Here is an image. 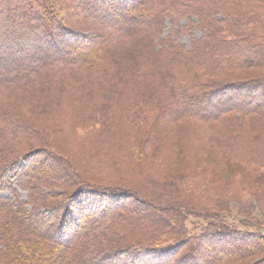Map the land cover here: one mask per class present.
<instances>
[{"label":"trees","instance_id":"1","mask_svg":"<svg viewBox=\"0 0 264 264\" xmlns=\"http://www.w3.org/2000/svg\"><path fill=\"white\" fill-rule=\"evenodd\" d=\"M192 1L189 7L173 0L76 2L80 11L84 10L85 5H95L102 10V16H97L96 21L110 30L108 37L118 36L116 40L133 34L157 37L165 19L176 22L183 16L195 14L197 24L204 29L201 38L194 40L191 49L180 61L176 57H170L173 69L170 75H166L169 81H147L145 85L143 81H108L107 77L111 68L116 67L117 59L109 50L100 48L103 42H108L107 39L100 41L101 38L98 40L96 35L90 34V38L86 40L87 34H79L65 27L62 17L55 16L51 11L37 15V5H27L25 0H0V46H6L5 51L0 47V68L6 66V72L0 75L4 76L0 77V98L5 97L4 101L12 100L31 88L32 92L37 91L35 98L38 95L40 97L36 103H44L49 108L50 115H54L52 120L55 124H48L55 137L53 146L68 157L67 167L70 170L66 173L67 181L59 183L57 194H67L66 198L78 188L93 191L116 190L118 184L114 182L132 184L142 194L152 193L150 197L157 205L156 217L163 218L161 226H168L164 232L175 237L179 250L186 242L193 241L199 245L204 238V232L198 236L186 233L183 221L187 215L220 217L234 206L241 221H250L255 212L264 218V189L253 190L249 184L252 174L264 178V80H231L205 87L201 84L202 81H194L196 76H191L196 69L201 74L250 67L264 69V0ZM89 10L82 12L91 19L95 14ZM96 39V44L89 46ZM78 45L85 46L81 54H73L71 57L59 55L62 46L75 48ZM46 48L60 58L48 57ZM14 50L17 52L16 56ZM169 50L170 47L166 51ZM192 54L193 58L188 56ZM29 58H39L40 62L38 65L27 64L19 71L13 66L15 60L25 62ZM118 69L119 67L116 71H120ZM140 84L145 86L140 88ZM246 87L251 91L247 96V92H244ZM110 88L116 108L114 111L112 109L113 123L107 125L105 119L109 107L102 102ZM250 93H253L252 96H249ZM140 98L143 102L138 101ZM85 101L89 106L88 111L82 108ZM232 101H235L234 104ZM92 103L98 108L91 110ZM21 105L23 106L22 103ZM142 108L148 113L143 114ZM236 113L239 115L235 116ZM182 122L190 123L187 125L188 129H192L189 134L184 132L181 137H177L173 132L169 133L174 130L171 127L177 133L181 132ZM213 123L216 125L205 129L209 131L207 144L217 146L219 139L221 146H229L231 149H228L234 155L244 158V161H236L241 162L245 170L236 172L231 181L217 178L215 170L218 169V163H213L215 161L211 159L210 162L202 160L201 151L204 148L200 145L201 137L194 131L197 128L194 126ZM20 127L26 129L24 123L11 122L0 114V139L15 135ZM33 127L36 128L35 125ZM147 149H150L151 157L158 161V167L153 172L149 171L143 160L148 156ZM33 153L35 155L32 159L39 154L43 158L53 159L52 153L44 149ZM220 158L222 163L234 160L228 153L220 155ZM9 166L0 168V190L11 189L15 193L13 187L15 184L21 185V178L29 174L31 167L29 164L28 171L21 174L18 181H13L8 179ZM177 167L182 169H173ZM245 171L249 173L246 174ZM257 179L258 177L254 178L253 182H257ZM166 187L170 188L168 194L159 196V191ZM86 193L92 196V192ZM0 200H4L8 208V199ZM65 201L66 199L54 201L44 211H26L15 205L13 211L16 212L11 213L12 216H22L26 226L31 214L34 225L52 217L48 226L52 230L51 239L60 242L58 244L66 249L54 255L55 249H51L52 244L46 239L36 242L42 246L44 244V254L41 256L47 258L46 264H65V252L69 251L70 244L90 232L89 228L83 227L79 238L65 237L60 231L64 218L76 233L78 228L75 229V225L80 224L82 217L96 209L101 211L94 199L89 213L81 209L80 217L71 212L69 206L59 212L60 204ZM107 202L105 204L103 201L102 204L106 206ZM161 204L167 207H160ZM69 212L70 216L66 219ZM168 214L171 222L166 217ZM145 216L147 215H142V219H146ZM89 223L85 221L84 226ZM209 225H213L212 222ZM245 227L248 228L246 225L238 228L231 224L217 226L216 230L225 232L214 239L211 237V242L210 239L203 240L202 248L210 258L205 262L198 260V263L240 264L243 258L264 252V233L256 228ZM5 233L4 247L9 250L14 243L10 231ZM137 242L130 246H142L140 241ZM18 246L20 248L17 247L16 254L7 253L10 260L5 264L25 262L18 261V258L22 253L27 256V250L21 244ZM165 247L169 249L170 246L159 249ZM242 247L247 249L241 250ZM230 248L232 252L225 253ZM175 252L176 249L168 251L166 255L170 256L163 264H169L170 257ZM185 256L181 255L175 264H196L186 260ZM261 258L257 264H264V254ZM92 261H95L93 257L86 258L81 264Z\"/></svg>","mask_w":264,"mask_h":264},{"label":"rangeland","instance_id":"2","mask_svg":"<svg viewBox=\"0 0 264 264\" xmlns=\"http://www.w3.org/2000/svg\"><path fill=\"white\" fill-rule=\"evenodd\" d=\"M77 1L78 0H25L27 5H31L32 3V5H37L40 9L38 10L37 8V11L35 12L37 15H43V13H47L46 11H51L55 16L62 17L65 27L76 33L87 35L94 34L98 37V40L101 38L100 41L102 39H107L108 42H103L100 48H103V50L105 48L109 50L112 55L116 56V63L119 65H115L116 67L111 68L109 77H107L108 81L115 80L121 81L122 83H124V81H143L145 85L147 81H169L166 75H170L169 73L173 69V66L170 64V57H176L178 58L177 60L180 61L181 58L185 57L191 49L194 40L201 38L204 32L203 26L197 24V17L195 14H192L190 16H183L176 22H171L165 19L157 37L155 36L151 38L142 34H133L120 40H116V37L118 36L111 35L108 37V33H111L110 30L96 21L98 20L97 16H102V10L100 11L97 9L95 5H85L84 10L90 9L91 12L96 15L90 19L83 14L84 10H82V12L78 9ZM173 1H180L182 4H185L186 7L191 6V3L193 2L192 0ZM0 34H2L1 30ZM98 40L96 39V41L90 43L89 46L96 44ZM110 40L112 42H110ZM62 42H64L63 38ZM81 46L82 45H78L75 48L62 46L60 49L61 54L59 55H61V57H71L73 54H81L84 52L83 49L85 47ZM0 47H2V51H5L6 46ZM168 47H170V50L166 51ZM45 51L48 52V57L50 58H60L58 55H55L56 53L54 54V52H51L49 48H46ZM16 53L17 52L15 51V56ZM169 53L170 55H167ZM188 56L192 57L193 54ZM39 62V58L38 60L29 58L25 62H21L17 59L13 62V66H16L19 71V69L25 67L27 64L38 65ZM118 67V70L120 71H116ZM196 70L197 71H194L191 76H196L194 77V81H202L201 84L205 85V87H209L211 84L231 80H246L249 82L264 80V69L262 68L250 67L235 71H207L203 74H201L202 72L199 69ZM4 72H6V66L0 68V75L4 74ZM21 73H24V71ZM114 74H116V78H114ZM145 85L140 84L139 87L143 88ZM245 89L244 92H247L245 93V96H247L251 91L249 87H246ZM110 91L111 88L107 90L106 95L104 94L105 98L103 100L105 101L102 102V104L109 107L108 110H106L107 118L105 120L107 121V125L113 123L114 118L112 116L114 113L112 112V109L114 111L116 108L115 101L113 100ZM36 93L32 92L31 88H29L27 92L23 93L18 98L15 97L12 100L9 99L5 101V97L0 98V114L11 122H22L26 127L25 130L20 127L21 129L19 128L20 130L18 129V132L13 136H6L0 139V168H5L8 165H11L14 160L20 158L19 156L23 154L33 151L39 152L41 149L46 150L48 153H52L53 157V159L47 157L43 158V156L39 154L33 158L30 163L31 169L29 174H26L21 178V185L15 184L13 187L15 193L11 192V189L2 188L0 190V199H8V202L10 203L7 208L3 202L4 200H0V264H5V262L10 260L6 256L7 253H11V255L16 254L18 248H20V246H18L19 244L27 250V256L24 255V253L21 255L19 254L20 257L18 258V261L22 260L25 262L15 264L48 263V261H46L47 258L41 256L44 254V244L42 246L36 243L42 238L50 242V245L52 244L51 249H55L54 255H56L57 252H63L65 247L59 245L58 243L60 242L57 243L55 240L51 239L50 233H52V230H49L48 226L52 217L44 219L39 225H34L33 215L31 214L29 218L30 222L26 226L22 220V216H12L11 213L16 212L13 211L15 210V205L26 211L32 209L44 211L46 206L51 205L54 201H61L64 199H66V201L62 203V205L60 204V208L58 209L59 212H62L63 208L69 206L71 212L80 217L81 213L79 211L81 209L85 210L86 213H89L88 211L91 209L94 199L96 201L95 205L104 209L102 210L100 208L101 211L96 209L88 216L82 217L79 225H75V229H78L76 233L72 231L70 235L71 238L74 236L73 238L76 239L81 233L80 231L83 227L87 229L89 228L90 232H83V234L85 233V236L82 239L74 240L76 242L70 244L69 251L65 252L66 259L63 261L65 264H71V260L74 264H81L84 259L90 257H93V260L96 262L92 261L87 264H163L169 258L170 255L168 256L166 254L171 249H176V252L170 257L171 261H169V264H175L183 254L186 255L184 257L186 260L189 259L188 261L191 263L194 262L199 264L198 260L205 262L210 258L205 255V251L202 248L204 246L203 240L210 239L211 242V237L214 239L215 237H218L220 233H224L225 230H216L217 226H220L221 224H231L238 228L246 225L248 227H245L246 229H250L249 227H251V229L256 228L264 233V218L258 212H255L251 217V220L247 222L246 220L241 221L236 214L234 206L231 207L227 214L220 217L207 218L205 216L197 217L195 214H190L187 215L186 219L183 221L186 233L198 236L201 232H204V238H201L202 240L199 245L195 244V242L193 243V241H189V243L186 242L185 245H181L179 250L176 241H174L175 237L164 232L168 229V226H161L164 222L163 218L156 217V212L158 211H156V203L153 202L150 197L152 193L142 194L134 185L127 182L108 181L118 184V187L116 186L118 189L109 191L96 189V192L93 190H87L86 188L75 189L74 187L73 189L75 190L68 197L65 198L67 194L64 193L58 195L57 191L59 190V183L62 181L65 183L67 181L66 173H69L70 171L67 167L69 159L64 153H60L53 146L55 137L50 130L52 128H50L48 124H55L52 120L54 115H50L48 111L49 108L45 107L44 103L40 101L36 103V100H38V98L40 99L39 95L35 98ZM252 94L253 93H250L249 96H252ZM91 98H93V96H91ZM142 100L143 99L140 98L138 101L143 102ZM234 102L235 101H232L233 104ZM88 107L89 106L85 101L82 104V108L85 109V111H88ZM92 107L91 110L98 108L95 103H92ZM141 112H143V114L148 113V111L143 108ZM93 115L96 117V114ZM238 115V113L235 114V116ZM97 117H99L98 114ZM33 125H35L36 128H34ZM187 125H190V123L182 122L181 132L178 131L177 133V130H175L174 127H171L170 129L173 128L174 130H171L169 133L173 132L177 137H181L185 133L189 134L192 129H188L189 126ZM215 125L216 123L194 126L197 127L194 131L201 137L200 145L204 148L201 151L202 160L209 161L211 159L215 161L213 163H218V169L215 170L217 178L222 181H231L236 172L245 170L242 166L243 164L238 162L244 161V158L242 156L238 157L234 155L229 146L228 148L230 149L226 146H221L222 142L219 139L217 141V146L207 144L209 131H205V129ZM39 127L41 128L40 130ZM146 152L148 156L144 157V163L149 171L153 172L158 167V161L151 157L150 149H147ZM226 153L232 155L234 160L229 161V163H222V161H220V155ZM245 161L248 162V160ZM173 169L177 171L182 169V167ZM244 173L248 174L249 172L245 171ZM250 176L252 177L249 180V184L253 190L264 189V178L255 174ZM257 177V182H253L254 178ZM164 184V186H166V183ZM86 190L92 192L91 197L87 195ZM168 191H170L169 187L162 188L161 191H159V196L168 194ZM153 193L156 194V191H153ZM103 201L105 204L108 201L106 206H104V203V205L102 204ZM88 202H91L90 205L84 208ZM78 204L79 208H77ZM165 206L166 205L161 204L160 207ZM11 207L13 209H11ZM142 215H147L145 216L146 219H142ZM69 216L70 212L67 214L66 219ZM166 217L170 222L172 221L170 214ZM85 221L90 223L87 226H84ZM211 222L213 225H209ZM3 230L5 232L10 231V236L14 243V246L9 250L4 247L6 244L4 239L6 233ZM164 234L168 236L165 237ZM171 238L173 240H171ZM137 241H140L142 246H130L138 243ZM153 241L158 242L154 244ZM46 245L48 244L46 243ZM155 245L157 246L154 247ZM163 245L170 247L169 249L167 247L159 249L164 247ZM231 249L232 248L226 249L227 251H225V253L232 252L230 251ZM240 249L245 250L247 248L242 247ZM47 250L50 249L47 248ZM263 254L264 252H261L249 256L248 258H243L240 261V264H257L262 259L261 257ZM26 258L28 259L25 260Z\"/></svg>","mask_w":264,"mask_h":264},{"label":"bare ground","instance_id":"3","mask_svg":"<svg viewBox=\"0 0 264 264\" xmlns=\"http://www.w3.org/2000/svg\"><path fill=\"white\" fill-rule=\"evenodd\" d=\"M84 37V36H83ZM90 36H85V39H89ZM35 155L33 152H28L24 155H22L20 158H17L12 165L8 167V179H11L13 181H18L21 174H24L28 171V166L32 160V157ZM5 184L7 185V180L5 181ZM60 231L64 233L65 237H69L73 231V227L66 223L65 218L62 220V223L60 224Z\"/></svg>","mask_w":264,"mask_h":264}]
</instances>
